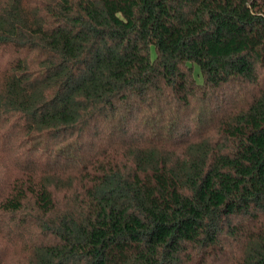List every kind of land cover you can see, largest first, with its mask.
Listing matches in <instances>:
<instances>
[{"label":"trees","instance_id":"trees-1","mask_svg":"<svg viewBox=\"0 0 264 264\" xmlns=\"http://www.w3.org/2000/svg\"><path fill=\"white\" fill-rule=\"evenodd\" d=\"M0 264H264V0H0Z\"/></svg>","mask_w":264,"mask_h":264},{"label":"rangeland","instance_id":"rangeland-1","mask_svg":"<svg viewBox=\"0 0 264 264\" xmlns=\"http://www.w3.org/2000/svg\"><path fill=\"white\" fill-rule=\"evenodd\" d=\"M197 73H198V69L196 68V70H195V75H196V78H197L198 82L201 83V82L203 81V79H202V77L199 76Z\"/></svg>","mask_w":264,"mask_h":264}]
</instances>
